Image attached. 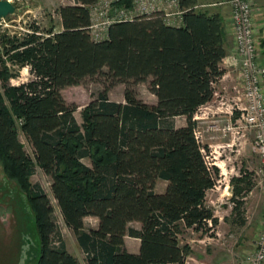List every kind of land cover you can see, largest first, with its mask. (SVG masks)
<instances>
[{"label": "trees", "instance_id": "1", "mask_svg": "<svg viewBox=\"0 0 264 264\" xmlns=\"http://www.w3.org/2000/svg\"><path fill=\"white\" fill-rule=\"evenodd\" d=\"M96 1L60 5L59 30L30 23L25 32H0L3 174L25 195L40 245L34 264H80L62 241L51 199L31 182L37 168L48 177L85 264H184L190 248L181 243L183 229L212 236L217 223L206 194L219 171L206 164L201 149L207 144L196 139L193 116L212 100L223 74L225 19L195 7L196 0H177L178 24L157 11L114 22L96 41L87 29ZM116 4L129 8L131 0ZM23 67L30 78L11 85ZM96 77L103 87L77 123L76 105L62 90ZM141 82L155 104L137 98ZM118 83L124 85L122 102L107 95ZM176 116L185 123L176 126ZM157 181H165L163 192L155 190ZM230 183L237 213L251 183L246 174ZM86 217L97 225L85 228ZM126 235L139 239L137 253L125 249Z\"/></svg>", "mask_w": 264, "mask_h": 264}, {"label": "rangeland", "instance_id": "2", "mask_svg": "<svg viewBox=\"0 0 264 264\" xmlns=\"http://www.w3.org/2000/svg\"><path fill=\"white\" fill-rule=\"evenodd\" d=\"M15 10L12 14L8 15L7 18H4L0 21V32L6 30L8 33H21L25 32L28 29V25L30 23L37 24L42 29H48L52 25L55 26L56 30L60 29L59 16L57 14V8L60 5L64 4H72L73 0H10ZM254 1V6H256V2ZM112 8L108 11L107 15L110 18L111 14L114 13L116 8L127 7L124 5L118 6L113 0L110 2ZM110 4V5H111ZM134 4L131 1L129 9H133ZM151 6H148L150 8ZM155 7V6H154ZM163 12L168 14V17L178 16L176 14L177 8L176 5H171L169 7L159 6ZM164 7V8H162ZM201 9H206L202 8ZM208 10V9H207ZM151 14V13H150ZM171 14V15H170ZM255 14V10L253 16ZM165 18V17H164ZM171 19V18H170ZM98 21H102L99 20ZM227 22L224 24L226 25ZM96 28V27H94ZM88 29V28H87ZM89 30V29H88ZM97 31V30H96ZM101 31V30H100ZM103 31H101L102 33ZM11 69H16V66H12L8 64ZM30 78L28 71L26 68H20L18 75L16 78L9 79V83L11 85H17L21 82L27 81ZM103 83L101 78H93L86 79L81 84H77L74 86L66 87L62 90V95L64 99L70 103L76 105V109L74 111V117L77 123H82L81 118V110L83 106L89 102L91 99L95 98L98 92L102 89ZM123 88L124 85L121 83L116 84L111 89H109L107 95L110 100L113 101H123ZM135 91L137 94V98L147 103L149 105L155 104V96L148 90L147 83L141 82L135 85ZM214 105H216L214 103ZM208 118V117H207ZM228 119V118H227ZM226 119L221 118L223 122ZM175 123L178 125L181 122H184L182 118H176ZM197 127V126H196ZM199 130H203L202 132V144H210L212 147L210 148L213 151V148L216 149V152H212L211 159L212 161L220 163V169L218 180L216 181L215 186L208 190L206 194V203L212 208L215 209L217 206L222 207L224 211L229 205L232 206L231 203V183L230 179L232 177H238L240 175L246 174L251 183L250 190L244 194V198L242 197V204L236 213H246L248 216L245 221L240 223L242 217H238L233 221L232 225L225 227L229 232L225 234V239H228L224 243V250L228 253V248L231 245V242L235 239H238L241 234L245 231L244 227L247 223H250L251 215H257L261 213V209L263 208L264 202V192L261 189L260 185L257 184V181L260 180V176L256 173L258 169V157L253 154L250 150V145L252 142L253 134L246 133L244 138L234 139L233 145L229 146L231 143V135L229 132L223 133L212 132L211 130L204 131L206 129V124H199L197 127ZM214 136V138H211ZM21 141L23 142L25 149L28 151L27 145L25 141L21 137ZM217 145H223L222 148H216ZM216 157V158H215ZM222 160V162H221ZM84 163L89 164V160L87 158L83 159ZM223 163V164H222ZM217 168V167H216ZM31 182L39 184L42 190L49 196L51 199V203L53 206V216L54 220L58 226L60 236L62 241L65 244L66 249L74 255L80 264H85L84 255L80 251L76 239L74 235L64 226L59 210L56 206L55 201L53 200L50 189H49V179L41 171L37 168L35 173L31 176ZM166 183L163 181H157L155 190L157 192H163L165 189ZM224 189V190H223ZM224 191L223 196L220 194ZM227 195H229V198ZM241 196L238 198L240 199ZM233 211V210H232ZM244 211V212H243ZM261 214V218H262ZM250 216V217H249ZM241 218V219H240ZM243 221V220H242ZM248 221V222H247ZM243 225V227H242ZM93 218L86 217L84 219V227L90 228L93 227ZM131 226H138V223L133 222ZM197 236L196 232L188 229H183L182 233H180L181 243H184L187 239H195ZM242 237V236H241ZM30 239V254L29 258H26L22 252H19L18 246L21 243L22 239ZM224 239V238H221ZM8 243V244H6ZM12 246L11 247H7ZM11 249V250H9ZM13 250V251H12ZM7 251H12V259L14 260V264H34L39 252L40 245L38 236L35 233L33 228L32 218L30 217L27 201L24 193L21 191L19 185L15 180H10L5 177L2 171V167L0 164V256L1 253L5 254ZM14 254V255H13ZM212 254V253H211ZM220 259L218 261H213L212 256L207 258V264H240L239 259L231 260L227 257Z\"/></svg>", "mask_w": 264, "mask_h": 264}, {"label": "built area", "instance_id": "3", "mask_svg": "<svg viewBox=\"0 0 264 264\" xmlns=\"http://www.w3.org/2000/svg\"><path fill=\"white\" fill-rule=\"evenodd\" d=\"M74 1V0H73ZM112 0H98L89 7L90 24L87 27L90 37L96 41L106 37L107 27L118 21L131 20L134 17L141 15H149L160 11L165 17V21L170 23L168 14L160 9V6L169 7L176 5L179 16L177 0H131L134 4L133 9L128 7L116 8L114 13L108 18V11L114 3ZM120 0H113L118 2ZM111 4V5H110ZM230 16L229 25L233 35L235 54L232 55V60L239 62V78L242 83V92L235 103L234 108L238 111V116L235 119L231 118L232 111L228 113V119L221 121L215 118L206 123V129L214 132H221L223 135L229 132L231 135V143L234 139L244 138L246 133H252L253 138L250 145V150L258 157V169L256 173L260 176L257 184L260 185L264 192V91L262 82L264 80V64L257 60V44L254 38V1L253 0H230ZM148 6H151L147 9ZM155 6V7H154ZM164 8V7H162ZM171 15V14H170ZM102 20L101 22L98 21ZM96 27V28H94ZM97 30V31H96ZM103 31L101 33V31ZM200 114L208 113L207 107L201 109ZM196 116L193 117L195 120ZM202 132L195 127V137L202 144ZM214 138V136H211ZM210 144L207 145V150L201 149L204 154L206 164L210 167L215 166L220 169V163L212 161V152H216ZM223 145H217L216 148H222ZM216 158V157H215ZM222 162V160H221ZM223 164V163H222ZM218 180V179H217ZM244 264H264V210L261 220V227L255 238L252 248L244 254Z\"/></svg>", "mask_w": 264, "mask_h": 264}, {"label": "crops", "instance_id": "4", "mask_svg": "<svg viewBox=\"0 0 264 264\" xmlns=\"http://www.w3.org/2000/svg\"><path fill=\"white\" fill-rule=\"evenodd\" d=\"M229 1L230 0H196L195 7H208L206 9H208L210 12L219 13L222 17H224L225 22H227L225 25L226 53L221 61L223 74L214 84V94L212 100L200 106L194 114V116H196L195 121L197 127H199V124H206L207 122L215 118L227 119L229 117L228 112L233 110L231 108H234V105L235 103H237V100L242 92V83L239 78V62L238 60L234 62V60H232L231 58L232 55L235 54V47L232 31L229 25ZM255 2L256 6L254 14V38L257 44V60L260 63L264 64V0H255ZM168 19L171 24L179 23V16H176V18L169 17ZM262 89L264 91V80L262 82ZM214 103L216 105H214ZM203 107H207L208 113L200 114L201 112L199 111H201ZM237 116L238 111L234 108V110L232 111L231 118L235 119ZM176 118H182L184 120V122H181L178 125L174 121L176 126H181L185 123L184 116H176L174 117V120ZM223 194L224 191H222L220 195L223 196ZM227 196L228 197L226 198H229V195ZM263 210L264 205L261 209L260 214L253 216L251 215V219H249L251 221L250 223H247L245 225V231L241 234L242 237L240 236L238 239L232 241L230 247L227 249L228 253H226V251L223 249L224 243L228 241V239H225V234L228 233V236L230 234L229 232H226L228 230L225 227L228 226L229 228V226L232 225L233 221L236 220L238 217H242V215L243 221L240 220V223H245L246 219H248V215L246 213H239V215H236V212L234 211V209H232L231 205H229V207L226 208L224 211L222 210V207L217 206L215 209H213L214 216L217 219V223L213 229V235H202L199 232H196L197 236L195 237V239H187L184 241V243H186L190 248V253L186 257L184 264H207L206 261L209 256H212L213 261H218L220 259L225 260L224 258L226 257L231 260H236L238 258L240 264H244V254L252 248L255 238L257 237V234L261 227V214H263ZM92 218L94 225L93 227H95L97 225V219L94 217ZM124 247L128 252L137 253L139 250V239L126 235L124 237ZM80 251L82 252L81 249Z\"/></svg>", "mask_w": 264, "mask_h": 264}, {"label": "flooded vegetation", "instance_id": "5", "mask_svg": "<svg viewBox=\"0 0 264 264\" xmlns=\"http://www.w3.org/2000/svg\"><path fill=\"white\" fill-rule=\"evenodd\" d=\"M30 243H31L30 239L24 238L21 240V243L18 246L19 250H17V251L22 252V254L26 258H29ZM6 244H8V243H6ZM6 246L12 248V246H8V245H6ZM9 250H11V249H9ZM12 251H7L5 254L1 253L0 264H14V260L12 259Z\"/></svg>", "mask_w": 264, "mask_h": 264}, {"label": "water", "instance_id": "6", "mask_svg": "<svg viewBox=\"0 0 264 264\" xmlns=\"http://www.w3.org/2000/svg\"><path fill=\"white\" fill-rule=\"evenodd\" d=\"M15 10L10 0H0V21L12 14Z\"/></svg>", "mask_w": 264, "mask_h": 264}]
</instances>
